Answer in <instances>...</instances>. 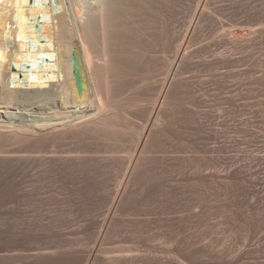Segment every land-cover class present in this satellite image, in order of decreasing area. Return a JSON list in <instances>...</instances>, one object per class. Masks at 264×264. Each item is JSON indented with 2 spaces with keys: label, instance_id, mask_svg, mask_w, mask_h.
I'll return each mask as SVG.
<instances>
[{
  "label": "rangeland",
  "instance_id": "rangeland-1",
  "mask_svg": "<svg viewBox=\"0 0 264 264\" xmlns=\"http://www.w3.org/2000/svg\"><path fill=\"white\" fill-rule=\"evenodd\" d=\"M123 1L134 128L0 163V264H264V0Z\"/></svg>",
  "mask_w": 264,
  "mask_h": 264
},
{
  "label": "bare ground",
  "instance_id": "bare-ground-1",
  "mask_svg": "<svg viewBox=\"0 0 264 264\" xmlns=\"http://www.w3.org/2000/svg\"><path fill=\"white\" fill-rule=\"evenodd\" d=\"M96 1L94 8L86 9L85 5L83 6L87 4L86 1L80 2L79 0H0V163L8 164L13 161L17 163L25 158L26 162L32 158L38 160V157L44 160L61 159L67 162L68 160L76 161V158L84 160L87 159L89 153L104 150L102 148L104 145L107 150L108 145L102 140L104 145H101V148L97 147L99 150L95 151L91 148L93 151L88 149L89 153L86 149L78 151L80 149L78 147H82L81 144L84 143L85 136H92V132L97 133V130H102L103 133L98 132L106 139L111 132L114 135L118 132L120 134L121 130L117 131L121 129L120 126L123 130L125 126L128 128V123L129 127H133L130 124L132 117L130 120L128 116L135 112L131 113L126 110L127 113H131L127 114L128 116L126 112L125 114L119 113V107L125 101L124 97L127 98L126 103L129 100L133 105L135 99L125 94H128L126 93L127 88L131 91V88L133 89L141 78L131 65L124 62V54L128 55L129 51L119 45L120 22L123 21L125 14L123 15L120 12L122 9L118 10V8L124 1ZM123 6L122 11H125L126 7ZM127 9L129 11L130 8ZM129 14L127 12L126 15L129 16ZM132 53L135 52L131 51L130 54ZM165 86H167L166 83L163 88ZM123 89L126 90L125 94H123ZM150 100L152 99H149V102ZM118 101H122L121 106ZM132 105L131 107L136 104ZM151 106L150 108H153ZM124 108L125 106L120 110ZM137 109L135 110L138 112L140 107ZM150 112L154 111L150 110ZM120 116L128 118L129 122L125 123L126 119L122 121L124 120L122 117V120L117 121ZM147 118L149 120L143 118L146 119L145 123L147 120L148 122L144 125V130L143 126L141 127L143 133L141 131L142 136L137 139L139 140L138 147L136 146L138 150L142 145H146L144 140L146 136L149 135L148 138L152 136L149 134V129L153 126H151L153 114ZM115 120L120 123L124 122L125 126L123 123V125L120 123L116 125ZM134 121L132 124L141 125ZM112 125L119 126V129L114 127L110 130ZM106 129L111 131L109 135L106 133L108 130L105 132ZM152 132L153 130L151 134ZM112 134L110 137L113 136ZM121 135L125 136L123 131ZM78 137L83 139V142L79 143L80 146L76 147L78 150L76 148L74 150V147L68 148L76 141L71 143V139ZM66 140L69 141L67 144H71L67 145ZM60 142L63 145L65 143L67 147L58 148L56 145L58 143L60 145ZM85 147L87 148V145ZM110 147H108L109 150ZM119 149L122 151L121 148ZM137 149L135 152L138 151ZM76 151L81 152L82 155L74 156ZM94 156L91 158L93 159ZM111 156L109 159L113 160ZM117 158L116 160H120L122 157Z\"/></svg>",
  "mask_w": 264,
  "mask_h": 264
}]
</instances>
